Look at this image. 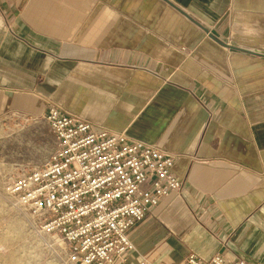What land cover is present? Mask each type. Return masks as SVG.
I'll return each instance as SVG.
<instances>
[{"label":"crops","instance_id":"0c3cea01","mask_svg":"<svg viewBox=\"0 0 264 264\" xmlns=\"http://www.w3.org/2000/svg\"><path fill=\"white\" fill-rule=\"evenodd\" d=\"M52 105L174 157L132 260L264 264V0H0V119Z\"/></svg>","mask_w":264,"mask_h":264},{"label":"built area","instance_id":"2783aa9c","mask_svg":"<svg viewBox=\"0 0 264 264\" xmlns=\"http://www.w3.org/2000/svg\"><path fill=\"white\" fill-rule=\"evenodd\" d=\"M39 117L57 148L6 186L31 236L65 264H153L142 257L128 263L124 254L135 249L127 232L170 192L182 191L174 157L53 105ZM185 264L248 263L191 253Z\"/></svg>","mask_w":264,"mask_h":264},{"label":"rangeland","instance_id":"374dc122","mask_svg":"<svg viewBox=\"0 0 264 264\" xmlns=\"http://www.w3.org/2000/svg\"><path fill=\"white\" fill-rule=\"evenodd\" d=\"M39 116L14 111L0 119V264H65L31 236L25 217L6 192L12 179L41 166L57 148L50 126ZM131 253L124 254L128 263L134 262Z\"/></svg>","mask_w":264,"mask_h":264},{"label":"water","instance_id":"95a60500","mask_svg":"<svg viewBox=\"0 0 264 264\" xmlns=\"http://www.w3.org/2000/svg\"><path fill=\"white\" fill-rule=\"evenodd\" d=\"M205 32L209 35L210 38H212L213 40H215L217 43L221 44V45H225L222 41H220L218 38H216L214 35H212L211 33H209V31H207V29H204Z\"/></svg>","mask_w":264,"mask_h":264}]
</instances>
